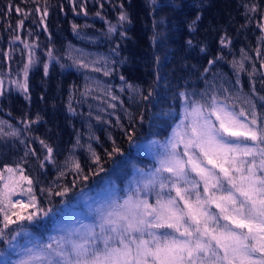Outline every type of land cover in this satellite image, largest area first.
Masks as SVG:
<instances>
[{
    "label": "snow or ice",
    "instance_id": "1",
    "mask_svg": "<svg viewBox=\"0 0 264 264\" xmlns=\"http://www.w3.org/2000/svg\"><path fill=\"white\" fill-rule=\"evenodd\" d=\"M97 2L102 8V0ZM69 3L75 5L76 0H69ZM147 3L157 6V0H147ZM239 6L244 9L247 27L260 12V6L247 2ZM120 7L117 24L108 22L109 38L116 32L125 36L120 29L131 23L123 4ZM73 10H76L75 7ZM79 10L87 15L84 4ZM36 11L40 12V9L37 7ZM48 16L45 0L39 21L44 25V32L49 31L46 23ZM201 19L202 15L197 14L188 26L189 32L196 30ZM23 23L24 20H19L17 26ZM156 26L154 21L153 42L158 35ZM79 27L72 24V31L77 36L80 35ZM257 28L264 34V23L258 22ZM19 39V36L14 37V40ZM258 40L264 45V35ZM21 43L24 45L20 49L22 59L27 53V61L21 70L24 79L20 80V73H17V78L9 83L26 101L31 100L28 76L32 68L43 62L44 76L48 77L52 62L59 64L61 69L72 66L85 73V86L80 95L85 100L91 97L102 101L96 107L94 118L99 123H112L104 117L109 115L107 108L115 110L117 107L109 100L116 101L118 97L110 86H103L97 77L89 75H111L108 57L73 45H68L61 57L58 50L50 46L44 53L46 59L41 61L38 42L28 43L25 40ZM231 43L225 31L220 36L221 48H230ZM187 44L192 47V40L189 39ZM262 50L257 49L258 55ZM200 51L206 54L208 49L202 46ZM4 55L10 58L8 53ZM223 59V55L209 59L208 66L200 75L205 81L203 90L189 92L185 89L174 94L173 101L180 105L178 113L163 108L159 112L152 110L159 99L155 89H149L144 95L131 84L127 86L140 95L138 106L142 105L138 117H129L128 127L121 123L119 116L115 121L127 137L129 146H139V139L143 137L136 138V129L153 117L170 118L171 132L164 141H148L153 146V167L145 170L136 169L133 165L134 175L124 194L96 206L92 224H81L46 239H35L32 232L33 225L49 217L59 207L54 198H63L71 191L67 185L58 184L66 173L75 172L73 186L81 177L88 179L74 151L70 150L63 165H60L54 147L40 139L41 149L45 150L43 159L39 160L40 169L43 170L48 162L58 173L56 180L40 187V196L35 188L41 181L38 177L24 174L22 165L18 164L15 169L6 166L5 170L10 174L19 172V179L27 182L26 189L17 183H10L13 175L6 179L0 171V264H264V95L257 94L254 84L249 93L239 88L240 74L246 69V60L250 59L244 49H241L239 60L230 62L237 77L235 89L226 87L228 82L219 73H213L208 78L207 74ZM63 60L70 63L65 64ZM261 60L260 68L264 69V56ZM255 72L253 64L250 81L255 80ZM120 79L125 80L123 76ZM261 83L264 84V77ZM4 91V82L0 79V96ZM97 91L99 95L95 94ZM73 98L70 94L68 112L74 115ZM130 99L136 102L135 96ZM88 115L93 117L91 108ZM40 120L39 114L35 120H23V131H30V125ZM21 135V129L0 120V139L19 138ZM94 138L90 136V139ZM108 138L112 142V150L105 149V154L116 164L114 156H123L124 153L111 135ZM21 143L26 141L21 140ZM75 147H82L79 134ZM87 151L98 169L96 174L104 172L101 157L90 143ZM25 155L29 152L26 151ZM31 155L37 154L32 151ZM58 187L60 190H57ZM14 196L15 199L12 198ZM65 202L64 199L60 201L61 204ZM17 206L20 210L13 211Z\"/></svg>",
    "mask_w": 264,
    "mask_h": 264
},
{
    "label": "trees",
    "instance_id": "2",
    "mask_svg": "<svg viewBox=\"0 0 264 264\" xmlns=\"http://www.w3.org/2000/svg\"><path fill=\"white\" fill-rule=\"evenodd\" d=\"M243 2L257 3L260 6V12L247 27L244 9L239 6ZM102 3L101 8V3L97 0H76L75 5L69 3V0H47L49 16L46 23L49 31L44 32V25L39 21L45 0H36L35 3L33 0H0V79H3L5 89L3 96H0V120L8 121L22 130L19 138L0 139V171L6 172V166L15 169L18 164L22 165L24 174L38 177L41 181L35 188L40 196V187L56 180L58 174L57 169L48 162L43 170L40 169L39 160H42L45 154V150L41 149L40 139L46 140L54 147L56 160L60 165H63L70 150L74 151L75 158L88 175V179L81 177L73 186L75 172L66 173L58 184L67 185L71 191L63 198L55 197L54 203L59 205L58 208L65 205L67 210L64 212L70 217H74V212H77L86 215V219L90 221L93 218L87 214L88 205L83 203L81 197L89 196L85 199L91 201L90 195L96 192L106 193L109 189L113 190L112 198L120 195L122 185L132 176L133 165L144 167L148 164L140 145L151 139H163L172 123L170 118L161 116L138 125L135 136L143 139H139V146H129L127 137L115 125L117 116L125 127L130 124V116H139L142 107L138 106L140 95L128 89L129 84L144 95L149 89H155L159 99L153 98L157 99L152 109L154 112L163 108L177 113L180 105L173 101L174 94L185 89L189 92L203 89L205 81L200 75L208 66L209 59L218 55H223L224 59L216 63L207 76L211 78L213 73H219L223 80L235 89L237 77L230 62L233 59L239 60L241 49H244L250 59L246 60V69L240 74L239 88L249 93L254 84L257 94L264 95V84L261 83L264 69L260 68L264 50L259 55L257 53L258 48L264 49V45L258 40L264 34L257 28L258 22L264 23V0H157V6H149L147 0H102ZM81 4L86 7L87 15L80 12ZM121 4L129 13L131 23L120 29L125 32V36L122 37L120 32H116L109 38L108 22L117 24ZM37 7L40 12L36 11ZM98 12L100 15H97ZM197 14H201L202 19L196 25V30L189 32L188 26ZM19 20H24L20 27L17 26ZM154 21L158 33L155 42L152 40ZM73 23L80 26L79 36L72 31ZM225 31L232 43L230 48L222 49L220 36ZM15 36L20 39L14 40ZM189 39L193 42L192 47L187 44ZM25 40L28 43H39L38 55L41 61L46 59L44 53L50 46L55 47L61 57L68 45L109 54L113 60L111 75L92 74L100 79L104 86H110L111 91L118 97V100L113 101L117 105L115 110L108 108L109 115L104 117L112 123H99L94 118L96 107L102 101L93 100L91 97L85 100L80 95L85 86V73L84 70L77 71L72 66L61 69L59 64L52 62L48 77L44 76L43 62L32 68L28 76L31 100L26 101L9 83L17 78V73H20V80L24 79L21 70L27 61V53L25 52L22 59L20 49L24 47L21 41ZM202 46L207 47L206 54L201 53ZM5 53H8L10 58H6ZM62 62L70 63L66 60ZM253 64L256 67L255 80L250 81L249 73L252 72ZM121 76L125 78L124 81L120 79ZM70 94L74 97L71 101L75 109L74 115L68 112ZM131 96H135L136 102L130 99ZM257 104H260L259 100ZM104 107L107 108L106 104ZM90 108L93 112L92 118L88 115ZM37 114L41 117L40 122L31 124L30 131H23L22 121L35 120ZM78 134L82 147H75ZM109 135L124 153L123 156H114L118 162L116 164L105 154V149L109 152L112 150ZM90 136L95 138L90 139ZM21 140L26 143H21ZM89 143L100 155L105 169L98 175V169L87 151ZM26 151L29 152L27 156ZM32 151L37 155H31ZM13 175L20 177L19 172ZM22 183L28 187L26 181ZM57 190H60L59 187ZM46 195L45 193L44 196ZM61 199L66 202L61 204ZM62 218L63 216L60 221L66 220L65 216Z\"/></svg>",
    "mask_w": 264,
    "mask_h": 264
},
{
    "label": "rangeland",
    "instance_id": "3",
    "mask_svg": "<svg viewBox=\"0 0 264 264\" xmlns=\"http://www.w3.org/2000/svg\"><path fill=\"white\" fill-rule=\"evenodd\" d=\"M83 49H85L87 52H90V53H95V54H99V55L104 56V57H108L110 59L109 66L110 67L112 66L111 63H113V60L109 54H106V53H103V52H100V51L94 50V49H87V48H83ZM89 75H93V74L89 73ZM103 86H104V83H103ZM226 87L233 88L229 84H226ZM203 89H201V90H203ZM201 90H199V91H201ZM96 93H99V91H97ZM109 102H113V101L109 100ZM107 111H108V108H107ZM179 111H180V107H179ZM237 111H239V109H237ZM170 132H171V127H170V130L163 137V139H161L160 141H164ZM148 141L145 142L144 144L140 145V147L144 150V152L146 154L145 156H146L148 164L144 167H136L135 166L136 169L147 170V169L153 167V165H154L153 146L150 145L148 143ZM134 171H135V169L133 168L132 173H131L132 176L128 179V181L126 183H124L122 185L123 186V187H121L122 193L120 195L124 194L125 188L129 185L130 181L133 178ZM3 174H4L6 179L9 175H13V174L8 173L7 171L3 172ZM22 182L23 181H21L19 179V177H16L13 175V180L10 183H17V184H19V187L26 189V187L24 186V184ZM105 192L107 194L102 193V192L93 193L92 195H90V197L92 198L91 201H89V199H85V198H89V196L83 195L81 197V198H83V199H81L84 201L83 203L88 205V206H86L87 207V210H86L87 214L91 215L93 220L90 221L89 219H86L87 218L86 215H80L77 212H74V217H70L69 214L64 212L67 210V207L65 205H61L60 208H57L56 211L54 213H52L46 220L41 221L40 222L41 224L38 223V224H40V226H38V225L32 226V232L34 233V238L35 239H46V237H48V236L59 235L68 229L79 227L81 224H92L94 219H95V212H94L95 207L98 205L106 203L108 200H110L112 198L111 195L114 194V193H112L113 190L110 191V189L106 190ZM17 196H19V190H17ZM12 198L15 199L16 196H14ZM19 210H20L19 206H17V209H13V211H19ZM55 213H56V215H55ZM62 216H63V218H64V216L66 217V218H64V219H66L65 221H60V217H62ZM13 219H15V217H13ZM13 258H15V257H13Z\"/></svg>",
    "mask_w": 264,
    "mask_h": 264
}]
</instances>
